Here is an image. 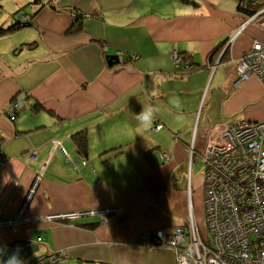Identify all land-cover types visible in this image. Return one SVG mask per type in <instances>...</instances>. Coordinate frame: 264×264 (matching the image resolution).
<instances>
[{"label":"crops","instance_id":"crops-1","mask_svg":"<svg viewBox=\"0 0 264 264\" xmlns=\"http://www.w3.org/2000/svg\"><path fill=\"white\" fill-rule=\"evenodd\" d=\"M35 1L3 0L0 8H7L0 26L32 16L31 27L0 38V151L7 161L0 168V217L16 216L38 175L42 182L27 209L32 220L82 209L122 206L125 212L105 224L96 218L75 226L32 221L1 231L0 239L38 243L36 256L62 252L60 264H177L171 249L140 244V236L159 229L171 234L187 223V232L192 226L198 237L205 235L199 157L214 125L264 122L263 85L255 77L235 85V61L253 40L264 42V30L238 11L239 0H194L188 7L175 0ZM78 14L91 17L72 32ZM32 42L36 48L15 54ZM220 42L224 57L209 62ZM111 51L120 63L110 68ZM181 52L205 68L188 73L184 61L171 66ZM230 65L235 80L225 78L230 68L216 70ZM176 66L186 74H174ZM213 68L223 80L209 88ZM176 77L181 93L187 82L191 106L187 94V104L181 99L173 108ZM27 96L33 100L24 103L26 111L11 121L12 100ZM34 100L43 106L36 113ZM150 106L158 111L145 128L136 115ZM156 124L161 129L152 131ZM83 130L85 155L72 139Z\"/></svg>","mask_w":264,"mask_h":264},{"label":"built area","instance_id":"built-area-1","mask_svg":"<svg viewBox=\"0 0 264 264\" xmlns=\"http://www.w3.org/2000/svg\"><path fill=\"white\" fill-rule=\"evenodd\" d=\"M260 4L255 2L256 6ZM249 19L264 30V8ZM173 61L179 62L176 53ZM251 77L264 87V42L257 40H253L237 60L235 85ZM12 107L10 113L14 116L17 106ZM158 126L153 130H160ZM199 158L205 165V235L198 237L192 226L187 233L183 228H176L171 234L159 229L142 234L140 244L171 249L177 264H264V122L241 120L214 125ZM6 163L0 151V168ZM86 164L84 160L83 165ZM41 182L42 176H36L15 217H0V232H15L32 221L75 226L83 219L96 218L105 224L124 215V207L118 206L51 213L32 220L27 209ZM62 261V252L26 260L29 264H60Z\"/></svg>","mask_w":264,"mask_h":264},{"label":"trees","instance_id":"trees-1","mask_svg":"<svg viewBox=\"0 0 264 264\" xmlns=\"http://www.w3.org/2000/svg\"><path fill=\"white\" fill-rule=\"evenodd\" d=\"M259 1L261 4L259 6L255 5V2ZM37 2V0L35 1ZM260 8H264V0H239L237 3V9L238 11L244 15L247 19H249L251 16H253L254 14H256ZM66 11H69V9H65ZM86 18L83 14H78L76 15V20H75V24L73 25L71 31L76 32L78 26L81 24V20ZM32 16L30 15H25L22 17V20L19 19H15V21L9 25L8 27H4V26H0V38L6 37L8 35L14 34L22 29H25L27 27H31L32 26ZM36 42H32V43H25L22 44L20 46V48H18L15 52V54L22 52V50L24 51L25 49H33L36 48ZM180 58V62L182 63L184 61V65L186 66L187 70L189 71L188 73H190V71L195 72L197 71L199 68H205V66H201L198 63H196L193 59L192 56H187L186 53L181 52L177 55ZM136 58V56H131L127 57L125 59L126 64L130 63L132 60H134ZM188 60L189 62L185 61ZM211 58H209V62ZM174 62V61H173ZM213 62H215V59L213 60ZM175 64V63H174ZM176 65V64H175ZM183 72H180L178 75L182 76ZM29 100H33V98L31 96H27V98L25 99V101H18L20 104V110L17 112L18 115H20L21 113H23L24 111H26L27 105H24V103L26 101ZM15 103V100H12V104ZM43 108L42 104L40 102H38L37 100H34V103L31 107V111L33 113L39 112L41 109ZM11 114V113H10ZM11 116L13 117V121L16 119L15 115L13 116L11 114ZM160 125L161 124H156L155 126ZM154 126V127H155ZM177 135V134H175ZM172 136L174 137V135L172 134ZM2 137L0 136V139ZM72 139L74 141V144L78 150V152H80V154L85 155L86 151L88 149V143H89V139H88V135L86 133L85 130L77 132L75 134L72 135ZM174 139L176 140L177 138L174 137ZM1 141V140H0ZM29 244V242L25 241H14L11 242L10 246L12 247H19V245H22L21 247H25ZM20 247V248H21ZM44 255V254H43Z\"/></svg>","mask_w":264,"mask_h":264},{"label":"rangeland","instance_id":"rangeland-1","mask_svg":"<svg viewBox=\"0 0 264 264\" xmlns=\"http://www.w3.org/2000/svg\"><path fill=\"white\" fill-rule=\"evenodd\" d=\"M175 1H177L178 2V4L180 5V6H182V7H188V4L187 3H192V4H195V1L194 0H175ZM2 5H4V3H3V0H0V8L2 7ZM229 6L231 5V3L230 4H228ZM6 7L5 8H3V10H1L0 9V20L3 22V21H5V19H6V15H7V13H5L6 12ZM262 8H260L259 10H261ZM13 18V17H12ZM12 18H11V21H10V24L9 25H11L13 22H14V20H12ZM15 19V18H14ZM246 20V18H244V20L243 21H245ZM1 22V23H2ZM242 35H243V33H241ZM241 36V35H240ZM224 40V39H223ZM27 52H32V51H29V50H26ZM35 54H36V50H35ZM109 55H111V56H118L117 54H115V53H113L112 51L110 52V54ZM178 63H176V65L177 64H180L181 62H180V58L178 57ZM162 62H167V60L166 59H162ZM235 62H237V61H235ZM225 63H229V64H231V58L229 57V58H226L225 59ZM233 63H234V60H233ZM237 64V63H236ZM109 66V65H108ZM114 66H116V65H114ZM114 66H112V67H114ZM171 66H173V61L171 60ZM110 68H111V66H109ZM230 68V69H229ZM233 68H234V66L232 65H230L229 67H226V66H223V67H220V69L218 68V69H216L220 74H223L224 72H226V70L227 69H229L228 70V72L226 73V74H224L225 75V78H226V75H227V77H233V79L235 80V76H234V72H233ZM180 71V67H178V66H176V69H175V71L173 72L174 74H179L178 72ZM213 72H214V68H213V70H212V72L210 73V71L208 70L207 71V73H208V76H207V78H206V81L209 79V81H208V83L207 84H209V88L210 87H215L216 86V84L219 82V83H221L222 82V80H223V78L222 77H217L216 75H217V72H215L214 73V75H213ZM183 75H185L186 73H182ZM182 75V76H183ZM223 75V76H224ZM211 81V82H210ZM210 82V83H209ZM240 83V82H239ZM186 86H187V82H186ZM184 87V89L186 88V89H189L188 87ZM182 84H180V81H178V77H176V80L173 82V87H172V90H171V104H172V106L174 105V103L176 102V99L178 98V100H179V102L181 101V99H184V101H185V103L187 104V98H186V95L187 94H189V98H188V100H189V104H190V106L192 105V101H193V94H192V92H189L188 90H184L183 89V92L181 93V90H182ZM184 93V94H183ZM183 97V98H182ZM189 104L188 105H186L187 107H190L189 106ZM180 105H181V102H180ZM12 106H17V108L16 109H14L13 110V113H14V115H15V117L17 118L19 115L17 114V112L21 109L20 108V104H19V102H17V100H15V103H13V104H11L10 105V108L12 107ZM13 108V107H12ZM173 108H176V107H174L173 106ZM10 110V109H9ZM195 116L197 117V112L195 113ZM10 118H11V121H13V117L12 116H10ZM242 121H245V120H242ZM176 122L179 124V125H181L182 123L180 122V120H178V119H176ZM181 123V124H180ZM185 123H186V121H185ZM183 127H185L184 126V123L181 125V129L183 128ZM152 131H154L153 130V128H152ZM177 138V137H176ZM207 141V140H206ZM54 144H55V148H57V147H59V145H60V142L59 141H57V140H54ZM201 166H199V168H200ZM199 168H195V173H197L198 171H199ZM202 169V168H201ZM33 182H34V180H33ZM33 182H32V184H33ZM31 184V185H32ZM29 192V191H28ZM27 195H28V193H27ZM27 195H26V197H27ZM26 197H25V199H26ZM22 205H23V203H22ZM22 205H21V207H22ZM4 219V218H3ZM39 223V222H38ZM47 224H55V223H47ZM188 227H189V224L187 223L186 224V227L184 228L185 230H186V232H187V229H188ZM38 242H40V241H38ZM36 244H38V243H36ZM36 254L37 253H35V255H33L32 256V258L31 259H33V258H36V257H39V256H36ZM26 262V261H25ZM25 262L23 263V264H25ZM26 264H29V263H26Z\"/></svg>","mask_w":264,"mask_h":264},{"label":"water","instance_id":"water-1","mask_svg":"<svg viewBox=\"0 0 264 264\" xmlns=\"http://www.w3.org/2000/svg\"><path fill=\"white\" fill-rule=\"evenodd\" d=\"M107 62L108 65L112 67L120 63V58L118 56L109 55L107 56ZM10 244H4L0 239V264H8L9 260L13 257L18 260L19 264H23L39 251V245L33 242H29L27 246L21 248L12 247ZM11 264H16V262L12 261Z\"/></svg>","mask_w":264,"mask_h":264},{"label":"clouds","instance_id":"clouds-1","mask_svg":"<svg viewBox=\"0 0 264 264\" xmlns=\"http://www.w3.org/2000/svg\"><path fill=\"white\" fill-rule=\"evenodd\" d=\"M176 108L180 107V103L178 98L176 99V102L173 105ZM157 109L153 108V107H147V108H143V110L141 111L140 114L136 115V119L138 120L139 124L145 128L147 127H151V124L156 116L157 113ZM12 261H15L16 264H19L18 260L13 257L9 260L8 264H11Z\"/></svg>","mask_w":264,"mask_h":264},{"label":"flooded vegetation","instance_id":"flooded-vegetation-1","mask_svg":"<svg viewBox=\"0 0 264 264\" xmlns=\"http://www.w3.org/2000/svg\"><path fill=\"white\" fill-rule=\"evenodd\" d=\"M221 44H222V42L218 43L215 46L214 50L211 51V53L207 56V58H211L210 61H212L214 59L216 60V58L218 60H221L224 57V54H222V52H221L222 48H223V46H221ZM224 44H227V40L224 42Z\"/></svg>","mask_w":264,"mask_h":264},{"label":"bare ground","instance_id":"bare-ground-1","mask_svg":"<svg viewBox=\"0 0 264 264\" xmlns=\"http://www.w3.org/2000/svg\"><path fill=\"white\" fill-rule=\"evenodd\" d=\"M41 222H43V221H41Z\"/></svg>","mask_w":264,"mask_h":264}]
</instances>
